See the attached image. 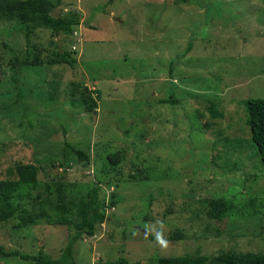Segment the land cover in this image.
Masks as SVG:
<instances>
[{
  "label": "rangeland",
  "instance_id": "374dc122",
  "mask_svg": "<svg viewBox=\"0 0 264 264\" xmlns=\"http://www.w3.org/2000/svg\"><path fill=\"white\" fill-rule=\"evenodd\" d=\"M3 3L0 181L22 162L40 168L43 197L62 185L78 201L100 186L106 221L72 246L74 264L264 254V169L246 105L264 98V0H60L52 15L77 22L57 33L16 28ZM56 51L77 67L46 63ZM27 53L45 63L10 65ZM213 199L231 203L222 221L208 216ZM75 233L0 222V245L58 261Z\"/></svg>",
  "mask_w": 264,
  "mask_h": 264
},
{
  "label": "trees",
  "instance_id": "16d2710c",
  "mask_svg": "<svg viewBox=\"0 0 264 264\" xmlns=\"http://www.w3.org/2000/svg\"><path fill=\"white\" fill-rule=\"evenodd\" d=\"M59 3L60 0H4L2 4V19L16 23V28L19 29H22L26 23L33 22L57 33L61 29L68 28L77 22L76 20L56 18L52 15L53 11L59 6ZM190 48L191 44L188 49ZM29 54L27 53L21 59L16 55L14 59L10 60V65L15 68L26 69L31 63L34 66L45 63V60L39 56H31L32 58H30ZM54 56L48 59L46 63H65L75 68L78 65L77 60L71 57L68 52L61 53L56 51ZM83 101L89 111L96 110V101L90 93H84ZM246 105L252 141L256 146L257 155L264 169V98L247 99ZM21 125L24 124L22 123ZM65 146L67 150L69 149L77 154L81 160L90 163V157L85 152L72 148L69 143H66ZM14 168L11 171V177L0 181V222H11L17 228H28L37 225L41 219H46L48 222L58 226H74L76 233L58 261L52 260L43 253L31 255L22 252H10L0 245V264H74L72 246L83 234L93 235L97 229V224H102L106 221V213L103 210L105 199L98 196L101 190L100 186L94 185L92 191L78 201L69 200L68 194L62 185H58L55 192H52L51 187H49L48 195L43 197L42 192H39L41 187L39 180L40 168L34 164L22 162L16 163ZM54 194L61 198L59 203L49 197ZM209 207L208 216L215 220L222 221L231 214V203L226 199H213L209 202ZM73 210L76 211L78 220L68 216V213ZM14 260L15 262L10 263ZM154 263L264 264V254L229 252L216 255V258L207 255L156 256ZM116 264H128V261L125 258H120Z\"/></svg>",
  "mask_w": 264,
  "mask_h": 264
},
{
  "label": "water",
  "instance_id": "95a60500",
  "mask_svg": "<svg viewBox=\"0 0 264 264\" xmlns=\"http://www.w3.org/2000/svg\"><path fill=\"white\" fill-rule=\"evenodd\" d=\"M58 172V168L53 171V174H56Z\"/></svg>",
  "mask_w": 264,
  "mask_h": 264
}]
</instances>
